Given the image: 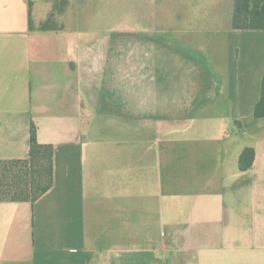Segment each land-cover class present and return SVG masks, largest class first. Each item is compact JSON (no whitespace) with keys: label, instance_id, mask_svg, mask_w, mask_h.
Instances as JSON below:
<instances>
[{"label":"crops","instance_id":"1","mask_svg":"<svg viewBox=\"0 0 264 264\" xmlns=\"http://www.w3.org/2000/svg\"><path fill=\"white\" fill-rule=\"evenodd\" d=\"M33 2L0 0V159L35 124L54 183L0 201V264H264V30L230 0L211 25L73 20L88 5L43 30L54 0Z\"/></svg>","mask_w":264,"mask_h":264},{"label":"trees","instance_id":"2","mask_svg":"<svg viewBox=\"0 0 264 264\" xmlns=\"http://www.w3.org/2000/svg\"><path fill=\"white\" fill-rule=\"evenodd\" d=\"M93 0H54V8L48 19L40 25L43 30L57 29L69 10L83 9ZM230 24L234 29L264 30V0H230ZM33 0H29L32 14ZM30 26L34 27L32 15ZM255 116L264 117V79ZM255 152L251 147L240 156L241 169L251 167ZM54 183V148L39 142L35 124L31 126L30 149L27 158L0 159V201H35L44 195Z\"/></svg>","mask_w":264,"mask_h":264},{"label":"rangeland","instance_id":"3","mask_svg":"<svg viewBox=\"0 0 264 264\" xmlns=\"http://www.w3.org/2000/svg\"><path fill=\"white\" fill-rule=\"evenodd\" d=\"M92 3L95 4L94 7L91 6ZM92 3L87 13L82 16L78 15L73 20L77 22L94 21L100 24H114L115 22L134 19L158 20L159 23L191 20L194 21L192 26H201L211 25L209 16L214 14L208 13L211 10L213 0H93ZM191 8L195 12H192ZM198 11L205 12V18L198 20L197 17L200 16ZM197 32L198 30L193 31L188 36L202 35ZM206 35L209 33L204 31V36Z\"/></svg>","mask_w":264,"mask_h":264}]
</instances>
